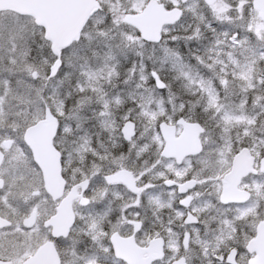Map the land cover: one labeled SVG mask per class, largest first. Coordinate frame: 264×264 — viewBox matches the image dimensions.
Here are the masks:
<instances>
[{
    "label": "snow or ice",
    "instance_id": "snow-or-ice-1",
    "mask_svg": "<svg viewBox=\"0 0 264 264\" xmlns=\"http://www.w3.org/2000/svg\"><path fill=\"white\" fill-rule=\"evenodd\" d=\"M0 264H264V0H0Z\"/></svg>",
    "mask_w": 264,
    "mask_h": 264
}]
</instances>
